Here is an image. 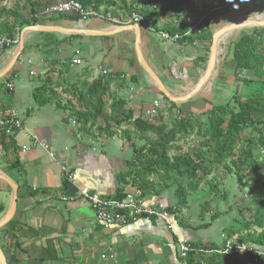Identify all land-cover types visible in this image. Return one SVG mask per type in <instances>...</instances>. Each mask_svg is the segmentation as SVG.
I'll use <instances>...</instances> for the list:
<instances>
[{
  "label": "crops",
  "instance_id": "1",
  "mask_svg": "<svg viewBox=\"0 0 264 264\" xmlns=\"http://www.w3.org/2000/svg\"><path fill=\"white\" fill-rule=\"evenodd\" d=\"M245 2L246 7L242 6ZM248 10L256 13L255 4L251 0H240L228 11L213 13L212 33L243 19ZM190 14L191 18L195 17L193 9L187 8L186 12L184 9L182 13L189 20ZM128 24L136 23L121 15L100 14L82 21L50 17L33 25L51 29H21V53L9 68L16 46L7 47L0 54V111L16 110L22 121L21 130L10 136L14 141L13 149L4 150L0 142V204L4 208L0 217L12 196L7 181L17 186L10 226L6 224L0 229V245L7 264H180L176 252L177 242L182 239L197 246L213 244L215 247L227 239L237 240L236 235H228L229 228L236 226L233 220L238 212L235 199H239L236 194L241 189L237 182L230 196L233 199L230 201L229 196H224L220 202L223 208L217 209L212 219L214 211H200L203 196H207L208 191L189 194L186 205L179 209L175 233L152 217H140L124 226L106 227L95 219L87 201L78 196L81 188H88L113 198L116 176L125 169L131 150L119 135L82 136L71 123L72 119L56 107L54 101L36 105L33 90L42 85L45 78L50 79L47 86L62 103L68 99L64 92L68 83L92 81L105 75L101 73L104 70L106 74L116 73L124 79L123 86L114 79L110 91L123 97L125 108L138 115L150 107L154 99L162 102L163 95L142 69L137 50L171 96L188 93L205 69L206 63L200 62L199 57L205 51L206 42L177 44L137 23V44L135 31L121 27ZM239 29L243 28L226 33L222 42ZM76 49L80 50L81 60L79 64H71ZM19 58L23 60L21 64ZM226 71L220 68L218 74H234L231 68ZM132 77L135 80H131ZM229 81L225 83H231ZM8 82L13 83L11 89L6 87ZM213 83L221 85L217 78L213 79L192 98L176 103L180 111L198 114L208 111L213 103H222L221 98L219 102L212 98ZM15 159L19 168L10 167ZM63 162L74 172L72 183L67 182L60 171ZM133 190L128 186L125 192ZM174 190L175 185H170L156 193L151 191L143 197L144 202L146 205H175ZM107 253L113 257L101 258ZM228 256L226 264H264L263 259L255 262L243 254Z\"/></svg>",
  "mask_w": 264,
  "mask_h": 264
},
{
  "label": "trees",
  "instance_id": "2",
  "mask_svg": "<svg viewBox=\"0 0 264 264\" xmlns=\"http://www.w3.org/2000/svg\"><path fill=\"white\" fill-rule=\"evenodd\" d=\"M3 1L0 0V3ZM75 1L80 2L84 9L102 15H121L123 18L138 15L141 18L139 23L160 34L166 33L177 44L206 42L205 51L199 57L200 62L205 64L212 39L210 24L213 13L228 11L240 0ZM251 1L256 6V12L264 10V0ZM53 2L15 0L11 10L0 9V37L14 38L17 31L37 22L29 17L30 14ZM182 4L193 9L197 21L181 16L184 10ZM170 11L172 20H164L163 15ZM57 17L79 18L77 14H60ZM230 54L226 64L233 70L235 78L240 73L248 72L240 83V86L247 88L240 94L241 87H236L231 100L213 103L208 111L199 114L183 113L176 103L163 96L154 117L147 119L141 114L134 115L131 109L125 108V99L110 91L114 79L123 86L124 79L116 73L99 75L92 81L68 83L64 89L68 99L62 103L48 88L50 79L45 78L43 84L33 90V101L38 106L54 101L56 107L76 122L77 132L82 136L119 135L128 142L131 156L125 163V169L116 176L117 187L113 198L125 196L128 186L143 198L151 191L156 193L175 185V207L179 210L186 205L187 196L199 188L210 166L221 164L225 172L233 175L246 190L248 200L233 217L236 226L229 228L228 235H236L238 241L264 250V27L242 33L232 42ZM249 84L253 87H248ZM173 110L177 112L175 116ZM200 116H204V121ZM189 136L196 138L195 144L170 155L172 150L179 149L177 146L174 148L175 143ZM0 142L4 150L14 148L13 139L1 131ZM18 164L15 159L10 167L19 168ZM209 199L201 203V213L210 206ZM3 210L0 204V213ZM216 215L217 212H213L210 219ZM7 226H10V221ZM201 247L210 249L215 246L205 244ZM227 257L212 254L203 258L202 264H226Z\"/></svg>",
  "mask_w": 264,
  "mask_h": 264
},
{
  "label": "built area",
  "instance_id": "3",
  "mask_svg": "<svg viewBox=\"0 0 264 264\" xmlns=\"http://www.w3.org/2000/svg\"><path fill=\"white\" fill-rule=\"evenodd\" d=\"M60 14H77L79 17L78 20L81 21L91 16L100 15L96 11L84 9L78 1L58 0L41 7L36 12L30 14L29 17L38 21L55 17ZM128 20L129 22L139 23L141 18L138 15L132 14L128 16ZM161 36L165 39L173 40V38L168 36L166 33H162ZM19 39L20 32L18 31L14 38L5 36L0 37V54L7 47L16 46L19 43ZM80 56V50L76 49L70 59L71 64H79L81 60ZM22 62L23 60L19 58L18 63L21 64ZM101 73L106 74V71L101 70ZM30 74H33V72L31 71ZM6 87L7 89H11L13 87V83L8 82ZM161 104V100L154 99L151 102L150 107L141 111V116L147 119L154 117ZM71 123L76 125V122L73 119L71 120ZM21 128L22 121L16 110L8 109L0 111L1 132L7 136H13L21 130ZM41 145L45 146L44 144ZM48 153L49 156H53L51 150H49ZM60 171L67 182H73L74 172L65 162L60 165ZM78 196L87 201L95 219L106 227L113 225L124 226L136 221L140 217H152L163 222L169 232L175 233V223L177 221V217L179 216V210L175 207V205H166L163 203L146 205L144 199L139 195V193L133 191L126 192L125 196L118 199L100 195L88 188H81ZM65 199L66 198H63V200ZM176 253L180 264H202L203 257L212 254H243L249 256L251 260L255 262L259 259L264 260V250H258L248 242H240L234 239H227L222 245L210 249L195 246L190 241L182 239L177 242ZM106 257L112 258L113 255L111 253L101 255V258Z\"/></svg>",
  "mask_w": 264,
  "mask_h": 264
},
{
  "label": "rangeland",
  "instance_id": "4",
  "mask_svg": "<svg viewBox=\"0 0 264 264\" xmlns=\"http://www.w3.org/2000/svg\"><path fill=\"white\" fill-rule=\"evenodd\" d=\"M53 1H58V0H53ZM14 2H15V0H4L2 3H0V9L3 8V9H6V10H11L13 8V6H14ZM247 5H248V3H246V2L242 4V6H245V7ZM182 6H183V8L185 9V12H186L187 7H184L183 4H182ZM243 9H241L240 11L242 12ZM189 11H190V8H189ZM179 14H181V13H179ZM231 14H234V13H231ZM261 15H264V12L261 11V12H256L255 13L253 10H248L247 12H245L243 14L244 18H255L257 16L260 17ZM181 16H183V15L181 14ZM2 17H4V15H2ZM191 17L192 16L190 14V21L193 20V22L197 21V19H198L196 16H195L196 18L195 17L191 18ZM172 18H173V14H172L171 11L168 12L167 14L163 15V19L164 20L170 21V20H172ZM252 28H256V27H245L242 30L239 29V31L237 30L235 32V35L233 34V36L230 37L231 39L229 38V40H227L225 42H222V40H221L222 43L221 42L219 43V46L217 48V61H216V64H215V70L212 73L211 78L209 79V83H212L213 79L215 81L216 78L219 80V82H221V85H219V86H217V83L216 84H214V83L212 84V88H211L212 92L211 93H212V98H213L214 102H219V98H221L220 101H222V103L231 100L233 91H234V89L236 87H238V88L241 87V88H239V93L240 94L244 93L243 90L247 88V87L240 86V83H241V78H243L244 76L248 75V72H243V73L238 74L237 78H235L234 75H231V76H233V78H232L233 81H231V79H230L231 76L230 75L227 76V74L226 75L223 74V76H222V75H219L218 73L220 71V68L224 69V71L229 70V68H230L226 64V61L229 59V57L231 55L230 54V47L232 45L233 40L235 38L237 39V37L241 33H244L246 30L248 31L249 29H252ZM218 51H219V54H218ZM225 80H230L231 83H228V82L225 83ZM150 82L154 85V83L152 82L151 79H150ZM250 86H251V88L253 87L252 84H249L248 87H250ZM165 105H166V102H165ZM161 112L164 113V114L166 113L163 110H161ZM172 112L174 113V116L177 113L174 110ZM171 116L174 117L173 115H171ZM200 118L202 119V121H204V116H200ZM123 127L124 126L120 127L118 129V131L119 132L122 131ZM132 134H133V132H132ZM125 142H127V141L125 140ZM135 142L139 143V141L137 139H135ZM195 142H196V138L195 137H190V136L185 138L184 140L176 142L175 145H174V148L179 147V149L177 151L172 150L170 152V155H173L175 153L182 152V151H185V150L189 149L190 146L195 144ZM261 158H263V157H261ZM236 182L237 181H236L235 177L233 175H231V174L226 173L221 164H216L215 166L214 165L210 166L209 172L207 173L205 179H203V181L199 185V188L195 192H197V194H198L201 191L207 190L208 191V195L206 196V194H205L203 196L204 199L202 200V202H204L206 199H209L208 197L211 196L212 199L211 198L209 199L211 204H210V206L207 205L208 206L207 211L210 210V211L216 212L217 209L223 208V204L220 203V202H222V198L224 196H229V197L231 196V194H232V192L234 190V188H233L234 183H236ZM213 185L216 186V188H212L211 189V187ZM240 187H241V185H240ZM239 190L240 191L238 192V195L236 194V196L239 199H235L237 210L240 207L245 206L246 203L248 202L247 196H246V190L243 189L242 187ZM133 192H136V190H133ZM232 199L233 198L230 197V201Z\"/></svg>",
  "mask_w": 264,
  "mask_h": 264
},
{
  "label": "water",
  "instance_id": "5",
  "mask_svg": "<svg viewBox=\"0 0 264 264\" xmlns=\"http://www.w3.org/2000/svg\"><path fill=\"white\" fill-rule=\"evenodd\" d=\"M122 28H130L133 29L136 33V43L138 44V35L136 32L137 29V23L136 24H128L125 26H121ZM244 27H264V21L257 19V18H243L235 23H230L222 28H220L219 30H216L212 33V39H211V43L209 45V52L207 55V60H206V65H205V69L201 75V77L198 79L197 83L194 85V87L185 95L183 96H171L167 90L165 89V87L163 86V84L161 83V81L159 80V78L155 75V73L149 68V66L146 64V62L143 60V58L141 57L140 53L137 50V54H138V59H139V63L142 67V69L145 71V73L148 75V77L152 80V82L154 83L155 87L157 88V90L161 93V95H163L164 97H166L169 101H172L174 103H181L184 101H187L188 99L192 98L198 91L199 89L206 84L209 79L211 78V75L215 69V64L217 61V48L219 46V43L221 42L223 36L232 31L233 29L236 28H244ZM51 29L50 27H44V26H27L24 27L22 30H27V29ZM136 44V45H137ZM23 46V41H22V32L20 33V39H19V43L16 45L15 48V52L13 54V57L11 59V63L9 64L8 68L17 60V58L19 57L20 53H21V49ZM9 183V185L11 186L12 189V196H11V201L10 204L8 206V208L5 210V212L3 213V215L0 217V229L3 228L12 218L14 211H15V205H16V198H17V186L10 182L7 181ZM0 264H7L6 263V259H5V255L4 252L1 248L0 245Z\"/></svg>",
  "mask_w": 264,
  "mask_h": 264
},
{
  "label": "bare ground",
  "instance_id": "6",
  "mask_svg": "<svg viewBox=\"0 0 264 264\" xmlns=\"http://www.w3.org/2000/svg\"><path fill=\"white\" fill-rule=\"evenodd\" d=\"M257 17H259V16H257ZM257 19H259V18H257ZM260 20L264 21V15L260 16Z\"/></svg>",
  "mask_w": 264,
  "mask_h": 264
}]
</instances>
